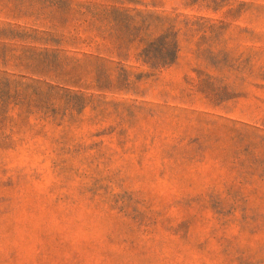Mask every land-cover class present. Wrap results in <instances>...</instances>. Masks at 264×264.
Returning <instances> with one entry per match:
<instances>
[{
  "label": "rangeland",
  "instance_id": "374dc122",
  "mask_svg": "<svg viewBox=\"0 0 264 264\" xmlns=\"http://www.w3.org/2000/svg\"><path fill=\"white\" fill-rule=\"evenodd\" d=\"M146 14L160 71L116 52ZM0 29V264H264V0H0Z\"/></svg>",
  "mask_w": 264,
  "mask_h": 264
},
{
  "label": "trees",
  "instance_id": "16d2710c",
  "mask_svg": "<svg viewBox=\"0 0 264 264\" xmlns=\"http://www.w3.org/2000/svg\"><path fill=\"white\" fill-rule=\"evenodd\" d=\"M127 17L128 18L125 19L124 24V27L127 30V36L122 43L117 45V56L120 57L122 54L126 55L128 48L132 44L138 43V45L141 46L138 58L151 70L160 71L171 65L175 61L178 52L177 31L172 20L167 17H160L153 14H146L142 19H136L138 17L136 15H127ZM110 20V30L115 31L116 25L119 23V19ZM77 26L78 25H76V27ZM87 26L93 27L94 23H89ZM78 28L79 26L73 30H76V33H78ZM5 31L8 32L7 36H11V38H21L23 36V34L14 32L12 29H6ZM5 31L0 29V34ZM29 38L37 40L36 37ZM48 39L50 42H60L54 40L52 37H48ZM73 39L76 40V37H73ZM82 42H86V40L84 39ZM124 44L126 45L125 47ZM126 76H128V74H126ZM2 78L5 77L0 76V101L3 94L5 92L7 94L10 91L9 79L6 78V82H3ZM95 83V87L98 90L108 89V85H106L105 81L100 78L95 79ZM3 113L4 110H2L0 103V116Z\"/></svg>",
  "mask_w": 264,
  "mask_h": 264
}]
</instances>
